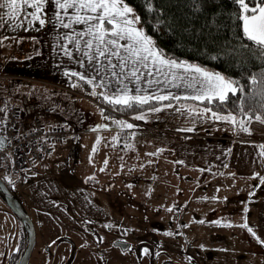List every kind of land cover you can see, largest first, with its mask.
<instances>
[{
	"label": "rangeland",
	"instance_id": "rangeland-1",
	"mask_svg": "<svg viewBox=\"0 0 264 264\" xmlns=\"http://www.w3.org/2000/svg\"><path fill=\"white\" fill-rule=\"evenodd\" d=\"M63 94L61 100L67 113L83 111L78 97L72 101L64 91ZM47 96L58 95L48 92ZM102 103L104 108L88 103L93 106L89 110L94 118H102L111 131L89 130L93 129L90 115H86L89 128L84 131L70 116L66 122L63 115H58L69 124L64 128L73 129L69 136L53 144L45 160L31 162L22 176L5 180L6 176L0 175L35 227L36 242L28 264H264V246L256 250L252 244L231 239V230H238L235 225L183 218V209L196 205L198 197L188 194L189 180L180 178L184 168L171 162L175 149L164 146L156 136L149 138L152 139L149 146L138 143L130 151L125 145L132 144L133 138L119 130L115 121L134 124L127 118L133 119L140 111L114 115L107 113L108 106ZM182 104L197 110L204 107L196 101ZM144 114L145 119L136 122L159 134L165 133L166 137L177 135L175 138L180 139L184 132L176 131L178 127L194 126L191 133L211 132L212 122L197 121L193 125L172 110ZM121 135L124 146L113 140ZM98 137L100 143L96 144ZM158 149L164 151L147 155L157 153ZM200 220L204 223H199ZM23 233L21 221L0 194V253L8 257L5 260L0 256V264H10L12 256L16 257L14 264H18L23 254ZM99 237H103L102 243ZM118 242L125 247L116 245ZM145 247L151 255L143 254ZM128 248L132 251H127Z\"/></svg>",
	"mask_w": 264,
	"mask_h": 264
},
{
	"label": "snow or ice",
	"instance_id": "snow-or-ice-1",
	"mask_svg": "<svg viewBox=\"0 0 264 264\" xmlns=\"http://www.w3.org/2000/svg\"><path fill=\"white\" fill-rule=\"evenodd\" d=\"M185 2L194 11L202 8V0ZM143 3L146 12L156 20L154 30H159L160 24L164 23L161 19L162 9L155 5L154 0H143ZM46 6L54 9L49 19L45 18ZM229 6V19L238 31L234 33L235 43L230 42L225 46L226 54L242 66H246V63L256 66V62H259V71L250 72L244 84L198 64L169 57L145 31L141 16L126 0H0V29L7 26L13 32L20 28L28 31V25L35 27L38 24L43 28L51 23L64 30L56 37L57 53L65 57L69 64L83 69L77 71L65 66L63 74L75 78L71 87L78 88L82 84L91 86V96L102 98L108 105L118 106L115 108L117 111L142 109L133 117L135 120H144L145 112L172 110L193 125L197 121L229 124L233 130L251 134V123L264 125V0H229ZM9 39L16 38L0 35V46ZM217 58L211 57L213 60ZM172 89L181 90L183 95ZM182 100L196 101L204 107L197 110L194 106L179 103ZM6 107H0V113L5 116ZM101 112L103 114V109ZM104 118L109 119L107 116ZM115 123L122 130L136 127L121 120ZM0 125H4V120H0ZM107 127L98 125L92 131ZM176 131L191 133L195 127H178ZM113 140L119 142V137L114 136ZM4 143L0 139V148ZM99 143L98 137L96 144ZM125 147L131 148L132 145ZM259 147L264 149V144ZM93 151H96L95 146ZM163 151L158 149L157 153L147 155L155 156ZM260 156L264 157V151L260 152ZM173 163L183 164L184 161ZM252 178L264 185V176L259 173H254ZM168 211L172 212L173 208H168ZM199 223L203 224L204 221L200 220ZM105 227L111 228L112 225ZM239 227L246 229L257 243L264 245V239L257 236L248 223H242ZM98 239L103 242V237ZM127 251L131 252L132 249L128 248ZM143 254L151 255L146 247ZM0 256L8 259L4 253H0ZM188 259L192 260L191 257Z\"/></svg>",
	"mask_w": 264,
	"mask_h": 264
},
{
	"label": "crops",
	"instance_id": "crops-1",
	"mask_svg": "<svg viewBox=\"0 0 264 264\" xmlns=\"http://www.w3.org/2000/svg\"><path fill=\"white\" fill-rule=\"evenodd\" d=\"M53 11L51 6H46L45 18H51ZM28 28V31L20 28L15 32L10 31L7 26L0 29V35L16 38L5 40L4 45L0 46V91L3 94H9L8 97L27 96L53 108V116L47 123L49 127H69L66 123L69 119L66 118L70 116L73 123H77L84 131L89 125L86 115L91 116L89 121L93 128L106 125L102 118H94L89 110L93 106L88 103L97 104L99 108L102 103L93 101L89 94L92 87L73 88L71 85L75 78H69L63 74L65 66L83 71L78 66L69 64L65 57L57 53L56 37L64 30L54 27L51 23L43 28H40L38 24L35 27L28 25ZM22 42L31 44L32 50L28 52L24 60L14 59L13 53L16 46ZM63 91L70 96L72 101L77 100L76 97L79 98L78 102L82 105V112L76 110L73 114L67 113L65 102L61 100L64 95ZM96 91L99 92L100 89ZM172 91L183 95L181 90L172 89ZM48 92L58 96L48 98ZM99 99L103 101L102 98ZM183 101L191 100H182L180 103L182 104ZM102 104L116 107L108 105L105 101ZM139 111L141 112L142 109ZM58 115H63L66 122H62ZM127 120L134 122L136 127L131 130H122L120 127L118 129L127 132L133 138V143L130 144L132 147L135 148L138 143L147 147L149 141H152L149 138L159 136L161 138L159 141L164 146L175 149V156L172 155L174 158H171V162L184 161L180 164L184 168L183 173L180 172V178L189 180L188 194L197 196L198 203L188 206V209H183V218L190 216L193 220L205 219L210 222L215 220L235 225L238 230H231V239L236 238L241 242L252 244L256 246V250L264 246L257 243L246 229L241 227L239 229L237 226L246 222L257 236L264 239V185H260L258 179L252 178L254 173L264 176V157L260 156V152L264 149L259 147L264 144V125L251 123L249 125L251 134H248L238 129L233 130L229 124L212 123L209 126L210 133H186V135L184 133L180 134V139H178L175 138L177 135L166 137L165 133L159 134L149 130L148 125L138 124L132 118H127ZM84 126H86L85 129ZM100 129L111 131L110 128H98L97 130ZM89 130H92V127ZM185 136L191 137L185 139ZM123 140L125 139L121 135L118 146H124L122 145ZM129 150L133 151L131 148ZM201 169L204 171H200ZM183 198L186 199L185 194ZM201 202H204V205Z\"/></svg>",
	"mask_w": 264,
	"mask_h": 264
},
{
	"label": "trees",
	"instance_id": "trees-1",
	"mask_svg": "<svg viewBox=\"0 0 264 264\" xmlns=\"http://www.w3.org/2000/svg\"><path fill=\"white\" fill-rule=\"evenodd\" d=\"M126 2L141 16L145 31L169 57L198 64L211 72H219L227 78L239 80L241 84L246 82L250 72L259 71L258 61L256 66L252 63L242 66L226 54L225 46L230 42L235 43L234 33L238 31L229 19V0H202L200 11H194L185 0H154L155 5L162 9L161 19L164 23L160 24L159 30H154L156 20L152 14L146 12L143 0ZM212 56L218 58L213 60ZM116 107L108 106L106 112L114 115H128L133 112L124 109L117 111ZM139 110L141 109L135 111ZM25 245L24 231L22 252Z\"/></svg>",
	"mask_w": 264,
	"mask_h": 264
},
{
	"label": "built area",
	"instance_id": "built-area-1",
	"mask_svg": "<svg viewBox=\"0 0 264 264\" xmlns=\"http://www.w3.org/2000/svg\"><path fill=\"white\" fill-rule=\"evenodd\" d=\"M31 44H17L14 56L24 60ZM6 107L7 115L0 113V175L19 177L25 168L35 161H43L51 153V146L65 140L70 132L63 127H49L52 108L27 96H11L0 92V107Z\"/></svg>",
	"mask_w": 264,
	"mask_h": 264
},
{
	"label": "water",
	"instance_id": "water-1",
	"mask_svg": "<svg viewBox=\"0 0 264 264\" xmlns=\"http://www.w3.org/2000/svg\"><path fill=\"white\" fill-rule=\"evenodd\" d=\"M0 194L6 201L10 209L13 211V213L19 218V220L21 221L24 227V231L26 233V245L18 264H28V261L31 257L36 242V232H35L34 224L30 216L22 206L21 202L11 192L10 188L3 181L1 176H0Z\"/></svg>",
	"mask_w": 264,
	"mask_h": 264
},
{
	"label": "flooded vegetation",
	"instance_id": "flooded-vegetation-1",
	"mask_svg": "<svg viewBox=\"0 0 264 264\" xmlns=\"http://www.w3.org/2000/svg\"><path fill=\"white\" fill-rule=\"evenodd\" d=\"M23 235H24V233H23ZM116 245H118V246H121V247H125V246H123L121 243H116ZM15 260H16V257H14V256H12L11 258H10V264H14V262H15Z\"/></svg>",
	"mask_w": 264,
	"mask_h": 264
}]
</instances>
